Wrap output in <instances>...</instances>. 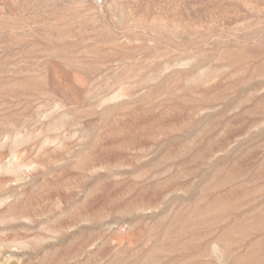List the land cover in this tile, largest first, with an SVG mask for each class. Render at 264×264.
<instances>
[{"label": "rangeland", "instance_id": "rangeland-1", "mask_svg": "<svg viewBox=\"0 0 264 264\" xmlns=\"http://www.w3.org/2000/svg\"><path fill=\"white\" fill-rule=\"evenodd\" d=\"M0 264H264V0H0Z\"/></svg>", "mask_w": 264, "mask_h": 264}]
</instances>
